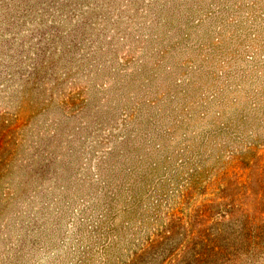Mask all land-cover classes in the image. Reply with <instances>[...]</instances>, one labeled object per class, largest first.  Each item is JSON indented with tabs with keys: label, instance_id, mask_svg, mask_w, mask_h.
<instances>
[{
	"label": "rangeland",
	"instance_id": "374dc122",
	"mask_svg": "<svg viewBox=\"0 0 264 264\" xmlns=\"http://www.w3.org/2000/svg\"><path fill=\"white\" fill-rule=\"evenodd\" d=\"M0 264H264V0H0Z\"/></svg>",
	"mask_w": 264,
	"mask_h": 264
}]
</instances>
